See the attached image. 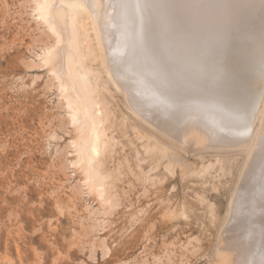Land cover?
I'll use <instances>...</instances> for the list:
<instances>
[{"label": "rangeland", "instance_id": "1", "mask_svg": "<svg viewBox=\"0 0 264 264\" xmlns=\"http://www.w3.org/2000/svg\"><path fill=\"white\" fill-rule=\"evenodd\" d=\"M29 1L0 0V264H220L216 251L246 147L167 136L133 113L89 57L84 65L113 139L103 161L116 200L103 214L93 196L77 194L78 174L66 166L72 127L38 56L51 40Z\"/></svg>", "mask_w": 264, "mask_h": 264}, {"label": "bare ground", "instance_id": "2", "mask_svg": "<svg viewBox=\"0 0 264 264\" xmlns=\"http://www.w3.org/2000/svg\"><path fill=\"white\" fill-rule=\"evenodd\" d=\"M29 4L51 40L38 56L52 73L50 83L72 127L66 166L78 174L77 194L93 196L105 215L116 200L115 180L103 161L113 140L107 135L109 112L84 65L90 57L124 93L133 113L167 136L190 137L207 147H246L216 256L220 264H264V0ZM3 5L7 14L9 6ZM179 158L172 154L170 160ZM100 243L109 252L104 238Z\"/></svg>", "mask_w": 264, "mask_h": 264}]
</instances>
